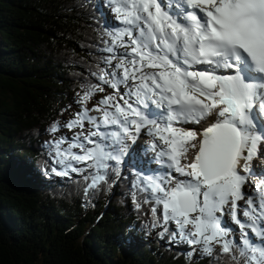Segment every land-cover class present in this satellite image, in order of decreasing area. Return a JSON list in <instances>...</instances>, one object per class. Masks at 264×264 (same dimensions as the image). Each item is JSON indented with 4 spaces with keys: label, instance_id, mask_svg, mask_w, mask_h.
<instances>
[{
    "label": "snow or ice",
    "instance_id": "snow-or-ice-1",
    "mask_svg": "<svg viewBox=\"0 0 264 264\" xmlns=\"http://www.w3.org/2000/svg\"><path fill=\"white\" fill-rule=\"evenodd\" d=\"M93 7L107 55L47 129L61 133L44 142L51 172L84 174L87 203L113 176L130 181L134 207L150 205L151 229L189 259L264 264V0Z\"/></svg>",
    "mask_w": 264,
    "mask_h": 264
},
{
    "label": "trees",
    "instance_id": "trees-1",
    "mask_svg": "<svg viewBox=\"0 0 264 264\" xmlns=\"http://www.w3.org/2000/svg\"><path fill=\"white\" fill-rule=\"evenodd\" d=\"M95 3L0 0V264H229L161 240L130 181L87 203L84 174L51 172L47 129L107 55Z\"/></svg>",
    "mask_w": 264,
    "mask_h": 264
},
{
    "label": "rangeland",
    "instance_id": "rangeland-1",
    "mask_svg": "<svg viewBox=\"0 0 264 264\" xmlns=\"http://www.w3.org/2000/svg\"><path fill=\"white\" fill-rule=\"evenodd\" d=\"M88 69H90V70H93V67L91 66V65H89L88 66ZM110 91H112L111 89H109V88H107L106 87V91H105V93H98L97 94V98L98 97H100V96H102V95H105V94H107L108 92H110ZM96 102V99H93L92 101H90V103H89V107H92V105L94 104ZM79 110V106L78 105H73L70 109H69V111H67V114L68 115H66V116H64V120H67V119H69V118H71L74 114H75V112L76 111H78ZM91 114H93V115H96V113H91ZM70 116V117H69ZM69 117V118H68ZM53 121V120H52ZM51 121V122H52ZM86 127H87V125H86ZM74 131V130H73ZM61 132L64 134V135H66V133L69 135L71 132L69 131V130H67V129H62L61 130ZM60 135H61V133H57V137H56V139L57 138H59L60 137ZM140 138H142L143 139V142H144V140H146V139H144L142 136L140 137ZM146 143V142H145ZM142 145H144V144H142ZM258 158V157H257ZM257 158H255L254 159V161H253V164H256V165H260V166H262L263 167V164L261 163V164H259L258 162H257ZM152 165H153V163H152ZM149 167H150V165H148ZM116 182H117V180H116ZM116 182L114 183V185L116 184ZM241 204L243 203V202H240ZM229 219V222H230V218H228ZM232 227L233 228H236V232H237V235L239 234V229H238V227L237 226H235V225H232ZM173 247H175V248H178L179 250H181L182 252H185V253H188L189 252V250H190V247L191 246H188V245H181V246H175V245H172ZM199 255H195L192 259L194 260L195 258H197Z\"/></svg>",
    "mask_w": 264,
    "mask_h": 264
},
{
    "label": "bare ground",
    "instance_id": "bare-ground-1",
    "mask_svg": "<svg viewBox=\"0 0 264 264\" xmlns=\"http://www.w3.org/2000/svg\"><path fill=\"white\" fill-rule=\"evenodd\" d=\"M204 126H207V125L205 124ZM139 144H141V145L143 144L142 140L141 141L139 140ZM259 162H260V160L258 161V163ZM150 167H151V165H150ZM263 167H264V163H263Z\"/></svg>",
    "mask_w": 264,
    "mask_h": 264
}]
</instances>
